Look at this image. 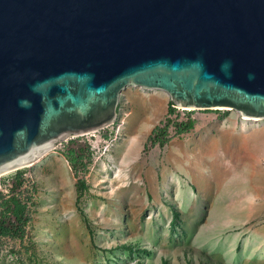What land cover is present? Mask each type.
Masks as SVG:
<instances>
[{
	"label": "water",
	"instance_id": "1",
	"mask_svg": "<svg viewBox=\"0 0 264 264\" xmlns=\"http://www.w3.org/2000/svg\"><path fill=\"white\" fill-rule=\"evenodd\" d=\"M129 86L264 120V0H0V176L114 125Z\"/></svg>",
	"mask_w": 264,
	"mask_h": 264
},
{
	"label": "rangeland",
	"instance_id": "2",
	"mask_svg": "<svg viewBox=\"0 0 264 264\" xmlns=\"http://www.w3.org/2000/svg\"><path fill=\"white\" fill-rule=\"evenodd\" d=\"M132 89L141 88L123 91L114 125L70 137L38 162L0 176V264H264L260 234L249 227L187 233L179 216L169 224L164 203L147 200L145 179H134L139 171L119 167L116 126ZM154 147L149 142L146 152ZM12 198L25 206L20 218Z\"/></svg>",
	"mask_w": 264,
	"mask_h": 264
},
{
	"label": "crops",
	"instance_id": "3",
	"mask_svg": "<svg viewBox=\"0 0 264 264\" xmlns=\"http://www.w3.org/2000/svg\"><path fill=\"white\" fill-rule=\"evenodd\" d=\"M124 97L127 111L117 124L122 139L114 149L117 163L140 172L134 179H145L147 200L164 203L169 224L177 212L187 233L207 227L229 234L234 227H249L264 242V123L237 113L199 111L187 135L146 152L169 113L170 98L144 88Z\"/></svg>",
	"mask_w": 264,
	"mask_h": 264
},
{
	"label": "built area",
	"instance_id": "4",
	"mask_svg": "<svg viewBox=\"0 0 264 264\" xmlns=\"http://www.w3.org/2000/svg\"><path fill=\"white\" fill-rule=\"evenodd\" d=\"M172 107L174 108V111L169 112L166 118L164 119V121L159 125V129H165L166 132L163 136L159 138L160 140L155 141V146H161L162 145L161 141H164L163 145H165L167 141H169L170 139L183 137L187 135L190 132V130H187L185 132H178V126L181 124H186L189 121H193L195 118L194 112L199 111V110H192L187 108H179L176 107L175 105H172ZM116 132L118 134L117 126H116ZM98 140L103 141V138L98 137ZM105 143L107 144L108 142L105 141ZM109 147L110 145L107 144L105 146V150L106 151L109 150Z\"/></svg>",
	"mask_w": 264,
	"mask_h": 264
},
{
	"label": "trees",
	"instance_id": "5",
	"mask_svg": "<svg viewBox=\"0 0 264 264\" xmlns=\"http://www.w3.org/2000/svg\"><path fill=\"white\" fill-rule=\"evenodd\" d=\"M172 105L173 103L171 102L169 112L174 111V108L172 107ZM192 127H193V121H189L186 124L179 125L178 132H185L187 130H190ZM165 132H166L165 129H159V127H157V129L154 131L153 135L149 139L150 140L149 142L152 143V146H155V141L160 140L159 138L163 136ZM161 144H162L161 146H163L164 141H161ZM12 203L14 205V208L12 209L13 213L15 214L17 218H20V213L25 211V206L22 205V203L16 198H12ZM177 217H178V213L175 212L174 219H176ZM4 229L5 228H3V230ZM4 232L7 233L8 231L5 230Z\"/></svg>",
	"mask_w": 264,
	"mask_h": 264
}]
</instances>
